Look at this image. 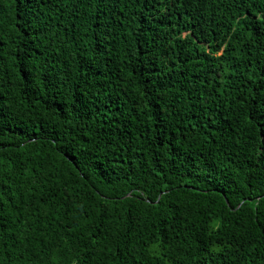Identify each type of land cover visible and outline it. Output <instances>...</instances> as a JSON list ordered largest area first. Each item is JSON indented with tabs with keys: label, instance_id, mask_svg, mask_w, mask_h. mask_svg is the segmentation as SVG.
<instances>
[{
	"label": "trees",
	"instance_id": "trees-1",
	"mask_svg": "<svg viewBox=\"0 0 264 264\" xmlns=\"http://www.w3.org/2000/svg\"><path fill=\"white\" fill-rule=\"evenodd\" d=\"M0 264H264V0H0Z\"/></svg>",
	"mask_w": 264,
	"mask_h": 264
}]
</instances>
